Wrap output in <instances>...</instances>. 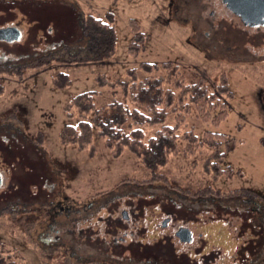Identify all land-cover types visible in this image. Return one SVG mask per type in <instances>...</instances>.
<instances>
[{
    "label": "rangeland",
    "instance_id": "1",
    "mask_svg": "<svg viewBox=\"0 0 264 264\" xmlns=\"http://www.w3.org/2000/svg\"><path fill=\"white\" fill-rule=\"evenodd\" d=\"M210 3L217 11L215 22L221 19L236 21L219 1ZM172 6L170 0H0V28L15 25L21 30L18 41H0V84L3 85L0 92V156L6 151L12 154L9 162L0 157V169H4L0 188V251L18 250L23 259L15 258L18 264H142L150 256L147 252L152 250L150 245L160 235L165 237L159 252L180 257L170 264H264V94L259 92L261 87L264 88V59L251 57L254 53L257 57L263 55L264 45L261 39L258 43L244 44V55L249 59L238 58L237 52L231 49L230 52L234 51L231 55L211 50L206 54L193 43L194 36L191 35V26L196 25L193 15L197 6L190 12L192 15L188 13L191 8L188 5L178 6L175 12ZM202 9L200 25L210 7L207 5ZM111 11L114 15V54L97 61L67 63L85 53L80 49L77 36L81 30L84 32L82 22L90 17L105 19V13ZM130 18L136 20L146 35L143 48L136 53L128 50L132 35ZM165 61L178 64L188 82L202 78L211 91H215L223 74L232 95L227 99L228 113L218 124L204 121L197 116L196 107L190 106L185 122L178 128L179 150L170 154L165 165L157 170L159 176L156 179L150 177L149 170L127 149L119 156H112L95 130L93 156L88 150H78L74 144L62 143L61 128L77 122V118L66 112L73 95L96 91V106L110 99V88L97 82L98 74L112 80L142 62ZM58 71L68 75L70 82L67 85L59 87L53 82V75ZM17 105L24 112L23 120L19 116L22 114L4 115ZM173 115L169 112L163 124L173 125ZM160 126L143 125L141 128L148 138ZM187 129H192L197 136L207 130L226 134L234 140L235 147L224 157L225 164L231 167L229 175L214 178L206 174L202 166L210 153L206 146L189 155L182 152L180 134ZM53 158L67 160L74 168L73 173L66 175L69 177L65 176L63 180L61 171L63 176L60 174V179H56L62 185V193L80 204L94 200L103 202L109 195H114L120 198L112 201V205L119 204V210L132 208L133 205L125 204L128 196H124L123 190L131 184L141 186V189H136L140 195L130 194V202L138 199L148 205L155 194L161 196L163 207L148 206L144 210V220H139L143 233L139 230L138 235L140 233L142 238L139 240L133 235L123 241L127 244L131 239L130 244H144L149 249L136 254L128 247L121 254L109 250L110 254L118 255L114 259L93 256L86 235L93 240L97 237L91 234L98 231L99 240L104 236L106 244L111 243L112 237L103 231V227H107L105 223L98 220L109 215V211L102 208L94 213L93 205L81 208L78 217L72 213L65 215L66 212L57 207L54 215L59 231L40 234L42 222L38 221L49 220L47 206L43 205L48 203V193L54 192L56 187L50 181L45 184L41 180L36 184L33 168L45 162L46 169L51 165L48 171L52 176L57 175V165L51 162ZM33 159L41 162L33 163ZM40 192L33 204L26 203L31 195ZM152 208L156 216L150 219ZM166 217L169 218L166 220ZM163 220L166 222L161 227L159 223ZM132 222L131 217L129 223ZM179 226L191 230V242H181L175 236ZM64 234L66 238L62 242L49 240L54 235ZM75 240L79 241L82 252L70 247ZM180 254L186 262H182Z\"/></svg>",
    "mask_w": 264,
    "mask_h": 264
},
{
    "label": "trees",
    "instance_id": "2",
    "mask_svg": "<svg viewBox=\"0 0 264 264\" xmlns=\"http://www.w3.org/2000/svg\"><path fill=\"white\" fill-rule=\"evenodd\" d=\"M88 19L82 22L84 32H79L81 36L75 34L79 36L80 49L85 51V55L67 60V63L97 61L114 54L113 12L105 13V19ZM129 24L132 35L128 50L136 53L143 48L146 35L133 18L129 19ZM96 78L101 86L107 85L110 88V99L96 106V91L88 90L73 95L66 106V112L68 116L77 118V122L67 123L61 128L62 143L74 144L78 150H88L89 155L93 156L95 149L92 135L95 130L112 156H119L127 149L149 170L152 179L159 176L157 170L165 165L169 155L178 152V128L185 122L190 106L193 104L196 107L197 116L204 121L218 124L228 113L227 99L232 95L223 74L216 83L215 91H211L202 78L188 82L179 70V65L173 61L142 62L138 67L128 68L124 75L112 80L103 74H98ZM52 80L59 87L70 82L63 71L56 72ZM2 90L3 85L0 84V92ZM116 95L119 98H115ZM169 112L174 114L173 125L163 124ZM10 113L16 116L22 114L19 116L24 119V112L19 105L8 109L4 115ZM157 124L161 125L160 128L146 138L141 127ZM180 137L183 140L181 150L186 155L202 146L208 147L210 153L202 165L206 174L214 178L229 175L231 167L225 164L224 157L235 147L230 136L207 130L197 136L192 129H187ZM150 246L152 252L148 251V254L153 251L155 253L156 249ZM13 251H0V264H16L18 256L22 259L18 250ZM153 259L144 260L156 264ZM163 263L164 261L158 264Z\"/></svg>",
    "mask_w": 264,
    "mask_h": 264
},
{
    "label": "flooded vegetation",
    "instance_id": "3",
    "mask_svg": "<svg viewBox=\"0 0 264 264\" xmlns=\"http://www.w3.org/2000/svg\"><path fill=\"white\" fill-rule=\"evenodd\" d=\"M203 1L204 0H170V5H173L172 6L173 12L178 10V6L182 7L184 5L185 6L188 5L189 7H191L190 10L188 11V13L190 15H192L190 12H193V7L196 8V6H197V9L195 10V15H193V17L195 18L196 25L195 26L190 25L191 26V35L194 36L193 37V43L197 47L200 46L201 49L204 51V53L210 54L208 52V50H211V51H221V53H223V54L231 55L234 52V51L230 52L229 49H231V50H235L237 52L238 58L244 57L243 59H249L246 55H244V53H246L245 52L246 49L243 48L244 44H247L249 42L250 43H258V41L261 39L262 45H264V30L262 29V28H264V13L262 15H258L256 17L248 15V12H246V10L245 11L242 10L243 1H247V0H241L240 3L238 2V4H235L236 5L235 9L239 11L238 14L236 12L234 13V11H232L230 8H228L227 3L224 0H217L221 3L224 10L229 12L231 15H234V17L236 18V21H232V22L231 21L225 22L224 21L225 19H221V20H218L217 22H215V16H216L217 11L214 9L213 5L210 3V1H213V0H208V2H203ZM207 5L210 7V9L207 12V16L204 15L205 16L204 20H203L202 24L200 25L198 21L200 20V18L202 16V10H203L202 7H204V9H205V7H207ZM182 10H183V12H185L184 9H182ZM203 12H204V10H203ZM260 21H263V22L260 23ZM250 22H257V24L253 25V24H250ZM233 25H235V26H233ZM189 39L190 38H188L187 41H190ZM205 41L209 45H207ZM224 50H225V52L227 51V53H225ZM241 55H244V56H241ZM251 57L254 59H257V60L258 59H264V54L257 57L256 54L254 53L253 56H251ZM259 92H260V95H263L264 94V88L261 87L259 89ZM36 160H38V162H41L39 159H33V163L36 162ZM52 162L57 165V170L55 169V173H57V175L53 174V176H52V173L48 171L49 169H46L48 167L46 166L45 162H42L43 163L42 166H41V163H38V165H36V167L34 166V168H33V169H35V172H36V176H35V179L37 180V182H35L36 184L41 183V180L43 182L45 181V184L47 181H50V182H53V184L56 187V190L54 192L48 193V197H50L47 200L48 203L43 205V206H47L46 207V217L49 218V220L45 221V219L42 218V221H38V223L42 222L40 224V227H41L40 234L42 233V234L49 235V233L52 231H54V233L56 234L59 231L58 230L59 228L55 227L56 224L58 225L57 220L55 219V215H54L57 207L64 210L66 212L65 215L72 213L78 217L79 215L81 216V214H80L81 208H84L86 206L90 207L93 205L94 208L96 209L94 211V213L95 212L97 213L102 208H105L107 211H109V215H107L106 217H103V218L99 217L98 220L100 222H102L101 224L105 223V225L107 226L105 228L103 227V231L109 233L108 236L112 235L111 243H109V244L104 243L105 242L104 236L102 237L101 240H99L100 236L98 234V231H95L96 233L91 234V236L95 235V237H97L93 240L91 239L90 235H88V234L86 235L87 242L91 243V245H92V249H93L92 255L93 256L100 255V256H102V258L104 260L108 259V256H109V258L114 259V256H118V255L110 254L109 250H113V252H117L118 254H121V252L124 251L123 249H125L126 247L133 250V252L135 254L139 253V252H146L147 251V248H148L147 245L138 244V242H136V241H135V243H137L138 245L130 244L131 242H133V240H131V239L127 241V244H123V241L127 240V238H130L133 235L137 236V238L139 240L142 238V235L140 233L138 235L139 230H141V232L143 233L142 225H141V222H139V220H144V218H145L144 210L146 208H148V206L155 204L153 207H156V206L163 207L161 196H158L157 194H155L153 197L151 196L152 199L149 200L151 203L148 205H145V203H143L141 200H138V199L133 201V202H130L131 201L130 194H132V196L140 195L139 192H136L137 191L136 189H138V188L141 189V186H138V185L136 186V184L135 185L131 184V185L124 186L123 190H125L124 196H128V197H125V199H127V201L125 200V204L126 205L129 204L131 206L133 205L132 208L119 210L118 209L119 204L117 205L114 203L112 205L113 202H116L120 198L119 196L117 197L114 195H112V196L109 195L107 197V199L102 200L103 202L100 201L98 203V201L94 200L93 202H89L88 204H85V205H84V203L80 204L78 201H74L72 198L69 199L68 197H66L64 195V193H62V191H63L62 185H60L61 183L60 184L58 183L60 181L59 180L57 181V179H56V178L60 179L59 176L62 175L61 171H63V175L66 176L65 174H70L71 172L73 173L74 168L70 167L69 162L62 163V162H59L57 160H53ZM3 172L0 170L1 175L3 174ZM64 176H63V180L65 179ZM69 176H66V178ZM56 185H58V186H56ZM58 192H61V193L58 194L54 198L53 196H55ZM41 193L42 192H40L38 195H31V198L27 199L28 201L26 203L27 204H33V199L39 198ZM46 195H47V193H46ZM138 197H140V196H138ZM4 202H6V200ZM171 202H173V200H171ZM161 207H160V209H161ZM154 210L155 209H153V208H152V211L150 210L151 211L150 219H151V217L155 218V216H156V215H154L156 213ZM57 212H59V211H57ZM167 212L170 213L172 211L167 210ZM118 213H119V215H118ZM131 217L134 220V222H132V224L129 223ZM167 218H169V217H166L165 219L167 220ZM163 223H164V220L161 221L159 223V225L162 227ZM52 228H54V229H52ZM134 228L136 229L137 233L134 231ZM80 233H79V235L81 236ZM57 235H54L55 236V237H53L54 239L49 238V240H51L52 242H54V241H61L62 242L63 239L66 238L65 234L62 236H57ZM157 236H159V235L157 234ZM163 237H165V235L164 236L160 235L155 240V243L152 244L153 249H156V250H155V253L153 251V253H151L149 257H154L156 264L162 263V261H164V263L166 262L165 264H170V261L174 262L176 259L178 261V259L180 257L179 258L178 257L173 258V257H175V255H173L169 252H166V251L159 252V246L162 245V238ZM88 239H91V241H89ZM157 242H159V243H157ZM72 243L73 244H71V245L69 244L71 248H73L74 250L76 249L75 250L76 252L77 251L82 252V248L80 246H78V245H80L78 240L72 241ZM98 243H99V246L97 245ZM94 249H95V252H94ZM149 252H152V250H149ZM110 255H112V256H110ZM119 256H121V255H119ZM180 256L182 258V262H186V260L184 259V256L182 254H180ZM79 258H81V256H79ZM115 258H117V257H115ZM157 258L160 260H157ZM122 259H125V261H129L126 258H122ZM147 259H149V258H147ZM141 261H143V260H140V262ZM125 263H127V262H125ZM142 264H150V263L147 260V261H145V263H142Z\"/></svg>",
    "mask_w": 264,
    "mask_h": 264
},
{
    "label": "water",
    "instance_id": "4",
    "mask_svg": "<svg viewBox=\"0 0 264 264\" xmlns=\"http://www.w3.org/2000/svg\"><path fill=\"white\" fill-rule=\"evenodd\" d=\"M227 3L228 8H230L234 13H239L236 10V5L241 0H224ZM242 10L248 12V15L256 17L258 15H262L264 13V0H247L243 1ZM263 21H260L262 23ZM250 24H257V22H250ZM21 31L17 26H5L0 28V40H4L6 42L17 41L20 39ZM2 183V177L0 175V187ZM166 220H164L163 225ZM175 236L181 242H191L192 241V233L191 230L186 226H179L175 231Z\"/></svg>",
    "mask_w": 264,
    "mask_h": 264
},
{
    "label": "crops",
    "instance_id": "5",
    "mask_svg": "<svg viewBox=\"0 0 264 264\" xmlns=\"http://www.w3.org/2000/svg\"><path fill=\"white\" fill-rule=\"evenodd\" d=\"M6 120H7V122H9L10 123V120H8V118H6ZM0 126H2V124L0 125ZM13 128L15 127V126H12ZM11 129V128H10ZM10 132H12V129L10 130ZM38 148H40L39 146H38ZM45 149H46V147H44ZM47 150V149H46ZM6 154H7V156H6ZM50 154V153H49ZM14 155V154H13ZM16 155V154H15ZM14 155V156H15ZM9 156V157H8ZM1 157V159H3V157H5V161H7V162H9L11 159H12V154L11 153H9L8 151H6V153H5V155H2V156H0ZM54 157V156H53ZM10 158V159H9ZM53 160H54V158H53ZM52 160V161H53ZM56 160V159H55ZM51 161V162H52ZM57 161H59V160H57ZM59 162H62V163H65V162H67V160H60ZM50 163V159H49V161H48V164ZM50 167H51V165L49 164V169H50ZM1 170V169H0ZM51 170V169H50ZM2 172L4 171V169H2L1 170ZM65 177V176H64Z\"/></svg>",
    "mask_w": 264,
    "mask_h": 264
}]
</instances>
